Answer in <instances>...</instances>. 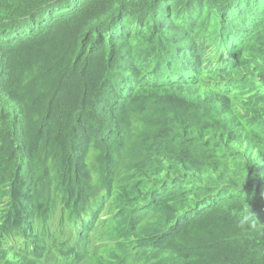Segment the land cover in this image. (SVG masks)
Wrapping results in <instances>:
<instances>
[{"label":"trees","instance_id":"trees-1","mask_svg":"<svg viewBox=\"0 0 264 264\" xmlns=\"http://www.w3.org/2000/svg\"><path fill=\"white\" fill-rule=\"evenodd\" d=\"M108 12L133 15L136 24L123 34L120 27L115 38L106 35L111 46L97 52L89 46ZM31 16L43 18L46 27L28 28ZM182 29L187 43L174 39L182 52H164L153 68L161 69L170 55V74L184 78L191 70L190 78H198L163 85L144 81L141 61L156 52L160 39L168 40L167 47ZM208 32L215 37L213 47L221 46L217 52L245 39L247 59L264 64V0H0V264H58L49 247L67 217L73 218L71 229H83L95 243L87 264H227L264 251V186L251 176L260 173L259 166L249 169L244 158L254 145H261L264 158V110L248 124L257 134L236 118L227 122L242 145L212 152L202 131L189 138L205 140L217 161L192 162L206 148L186 147L180 128L191 126L197 112L198 96L186 94L199 86L192 84L204 71L202 48L193 46L208 40ZM219 32L224 35L216 43ZM84 34L89 42L80 40ZM186 48L191 56H184ZM199 56L201 67H194ZM178 60H191L192 68L183 71ZM154 87L170 94L184 90L176 94L182 99L174 111L145 110V91ZM176 164L180 172L171 167ZM79 200L107 208L109 219L82 226ZM26 219L28 228H38L27 234L37 248H20ZM108 222L101 232L116 229L113 239L98 231ZM148 234L164 236L172 248L164 245L151 255L155 243L138 241ZM110 251L123 258L114 260ZM248 264H264V257Z\"/></svg>","mask_w":264,"mask_h":264},{"label":"clouds","instance_id":"clouds-1","mask_svg":"<svg viewBox=\"0 0 264 264\" xmlns=\"http://www.w3.org/2000/svg\"><path fill=\"white\" fill-rule=\"evenodd\" d=\"M124 16L125 18L123 19ZM126 16H128V18L130 16V21L133 20V15L124 12L117 14L108 12L100 21L102 24V31L98 36L94 37V44L90 45L89 47L97 52H107L109 47L111 46V43L106 40V35H110L111 33L117 31L120 27H124V23L127 20ZM27 23L28 28H31L33 31H39L45 28L47 24L46 21L43 20V18L38 16H31L27 20ZM183 29L178 35L170 37L171 40H169L172 42L167 47L163 44H166L168 40H163V38L156 43L158 47L156 49V52L149 56L147 55L141 61V68H139V70L142 77H148L149 74L151 76V74L154 72V74H156L159 70L161 72L163 71L162 75L164 76L161 75V77H167L166 74H170V72L167 70V66H169L171 58H167L165 60V63L163 64L165 65V67L162 65L161 69L158 68L159 70L156 71L153 67L158 63L156 60L161 58L162 54L164 52L166 53L169 48H171L169 53L174 52L172 50L174 46L175 49L179 50L178 52H182L181 49H179V47L177 46V42L174 41L177 40L178 43L185 42ZM86 32L89 31H85V33ZM212 33L213 32L207 33L208 40L201 41L200 39H198L196 44L193 46L195 48L194 50L202 48L201 64L204 67V71L202 72L201 77L199 78L197 83H194L192 85L201 84L200 86L203 90L199 95H197L198 97L186 96L189 99H192V97H197L193 100L194 107L197 112L194 113V121L191 126L180 128L185 130L186 147L192 148L194 150L197 145H203L206 148V145L204 143L205 140L201 143L189 141V138L192 135L199 133V131H202L203 136H205V138L210 141L209 148L212 150V152H218L215 147L219 148L220 145L234 146L243 144V142L241 141V136L235 133L233 130H230L231 127L227 126V122L231 121L232 118H236L243 125L248 127L249 131L251 132L252 128L248 124H253L254 116L258 112L264 110V64H261L259 62L258 57L247 59V53L245 52L246 48L241 45L243 40L245 41V39L233 42L235 43L234 47L230 46L229 49H227L229 52L225 53L224 55L212 50L213 41H215V37L212 36ZM80 40H86L87 42L90 41L86 39V34H84ZM239 51L241 52L239 53ZM190 53V49L186 48L184 50V56H186V54L190 55ZM208 54L209 56H207ZM249 54L252 53H250L249 51ZM215 57H217L215 60L219 59L221 62L214 69H209L208 65L211 64ZM191 62V60H189L188 62L180 61L178 63V67L183 71L186 70L187 67L188 69H191ZM223 62L227 63V65H225ZM220 67L222 68L218 70ZM240 67H243V69L242 72L239 73L238 70ZM184 73L187 72L184 71ZM145 92L146 93L144 94L143 99L144 105L149 102V104L145 107V110L152 114H155L156 112L163 113L174 111L177 108L180 100L182 99L181 97L176 96V94L164 92L163 88L154 87V89L150 88V90H146ZM231 103H236L237 105L235 104V106L230 108ZM203 108H209V110L204 112ZM211 108L213 109L212 111ZM228 112H230L231 114L229 117L227 115ZM146 128L151 129L152 125H147ZM253 133L257 134L255 131ZM260 148L261 145H254L252 148H249L251 150L249 154H247L249 150L247 149L245 151L247 156L245 154L244 158L247 159L249 169H256V167L259 166L260 173L257 176L252 174L251 176L256 185L264 186V158L261 159ZM179 155L180 154H178L173 160H178ZM201 158L217 161L214 159L213 155L207 152V148L197 159L192 162H197ZM254 161L255 164L251 165V162ZM171 167L179 172L181 171L179 164L172 165ZM199 171L204 172L206 170L200 169ZM188 185L191 186L190 184ZM143 200L146 199L143 198ZM76 204L80 214L79 220L81 221L82 226H86L88 223H103L107 221L109 219V216L111 215V211L107 208L100 209L91 202H81L79 200ZM72 219L73 218L67 217L66 224L61 225L60 229L63 228L64 230L62 232L59 231L60 236L57 238L56 242L53 243L54 245H52V247H49V254L51 259L58 264H87V253L94 249L95 243L83 229L73 230L69 227ZM27 220L28 219H26L24 222H21L23 231L18 234L20 239V248H23L25 246L37 248L38 246H40V244L31 243L27 238V234L28 232H34L38 228H28L26 226ZM111 223L112 222H108L107 224L102 225L98 228V231L102 236L106 233H103L101 231L105 228V226L106 228L110 227ZM116 234V229H113L109 231L108 234H106V238L113 239L115 238ZM212 235L214 236V239H216L220 236V233L215 231ZM138 241L139 243H143L146 241H152L155 243L156 247H154V252L150 253L151 255H155L156 253L159 254L158 248H162L164 245V250L166 251L172 248L171 243L164 236L159 234L138 236ZM46 247L47 246H45V248ZM146 250H149L148 246L146 247ZM150 250L153 249L151 248ZM110 252L114 260L117 258H123L118 255L121 254L119 252ZM260 257H264V251L261 249L257 250L248 260H243L237 257L236 260L226 263L248 264L259 259Z\"/></svg>","mask_w":264,"mask_h":264},{"label":"bare ground","instance_id":"bare-ground-1","mask_svg":"<svg viewBox=\"0 0 264 264\" xmlns=\"http://www.w3.org/2000/svg\"><path fill=\"white\" fill-rule=\"evenodd\" d=\"M242 4H244L243 2H242ZM164 15V14H163ZM134 18V17H133ZM127 19V20H126ZM126 21H125V23H124V27H123V30H120V32L119 33H124V31L125 30H127L128 28H130L131 27V30L133 29V27H134V25L136 24V21H135V19L134 20H129L130 19V16H129V18H128V16H126ZM162 19H163V17H162ZM166 20V19H165ZM167 21H169V23H167ZM166 22H164L163 21V24H164V26H168L169 24H170V22H171V18H169L168 17V20H167ZM187 31H188V29H187ZM223 32V31H222ZM128 33V32H127ZM125 34V35H128V34ZM117 34V33H116ZM116 34L115 33H111L110 34V38H113L114 36H116ZM219 37H218V39H217V41H216V43H219V41L220 40H222V38H223V35H221V32H219ZM108 36V35H107ZM231 36H232V34H231ZM115 38V37H114ZM230 38V41L232 40L231 39V37H229ZM233 38V37H232ZM238 38H240V37H238ZM187 43V41L186 42H184V44H186ZM220 44H216V46L214 45V47H212V50H214V51H217L216 49H220L221 48V46H219ZM229 45L232 47V45L234 46L235 45V43H233V44H231V42H229ZM175 47V46H174ZM172 48V50L174 51L173 52V55H171V56H179V54H180V52L178 53V51L179 50H177V49H175V48ZM170 49L171 48H169V50L166 52L167 54L169 53V51H170ZM179 49H181V47H180V45H179ZM220 51V50H219ZM227 52H229L227 49H224V51L222 52V55H224L225 53H227ZM217 54V53H216ZM198 55V52L197 53H195L194 54V56L196 57ZM203 55H205V54H203ZM191 56V55H190ZM207 56H209V54L207 55ZM169 57H170V55H168V59H169ZM200 58V56L199 57H197L196 59H194L193 60V62H194V64H193V66L194 67H201V65L199 66L198 65V62L201 60H199L198 61V59ZM217 57H215L214 59H213V61L211 62V64L210 65H208L209 67V69H214L221 61L219 60V59H217V60H215ZM211 60V59H210ZM224 63V62H223ZM225 65H227V63H224ZM170 65V64H169ZM121 66H123V64L121 65ZM152 68V67H151ZM202 68H203V66H202ZM222 67H220L218 70H220ZM242 69H243V67H240L239 68V70H238V72L240 73V72H242ZM192 70H195V69H192ZM218 70H216V71H218ZM215 71V72H216ZM163 72V71H162ZM191 70H188L187 71V73H184V74H186V77L184 76V78H181V76L183 75H181V74H176V73H172V74H166V76H169V77H165V78H163V79H160L159 77H157V76H159V71H158V73H157V75L156 74H153V75H151L150 76V74L148 75V77H145V80L144 81H149V82H152V84H156V82L157 83H159V84H172V83H169V82H173V83H184V82H194L195 80H196V78H198V77H196V76H192V78H189V76H190V74H191ZM197 73V71H194L193 72V74H196ZM154 75H156V76H154ZM162 75V74H161ZM129 76H131V75H129ZM162 76H164V75H162ZM132 77V76H131ZM129 80V79H128ZM129 82V81H128ZM128 82H126L125 84H127L128 85V87L131 85L130 83H128ZM206 82H207V79H206ZM140 83V82H139ZM203 83V82H202ZM206 84H208V83H206ZM201 84H199V86H197L196 88H194V90H189V92H188V94H186L187 96H189V97H191V96H197V95H199L200 94V92L203 90L202 88H201V86H200ZM178 87V86H177ZM173 88V86H170L169 88H166V91L167 90H170V89H172ZM176 91V90H175ZM180 91H182L183 93H184V90H177L176 91V93H171V94H180ZM232 94V93H231ZM230 94V95H231ZM124 95H126V94H124ZM230 95H228V96H230ZM139 96V95H138ZM92 98H93V96H92ZM239 98H242V97H239ZM108 103L109 102H107V100H106V103H105V101L103 102V106H107L108 105ZM149 104V102L147 103V104H145L144 105V107H146L147 105ZM235 104L236 103H231V107L230 108H232L233 106H235ZM237 105V104H236ZM203 110H204V112H206V111H208L209 110V108H206V109H204L203 108ZM213 109L211 108V111H212ZM228 117L231 115L230 114V112H228ZM246 148V147H245ZM178 173V172H177ZM184 186L183 184H179V186ZM163 190H165V189H167V187L166 188H162ZM162 191H159V193H161ZM146 210V209H145ZM176 211V210H175ZM21 214H23V213H21ZM189 218V217H188ZM96 221V220H95ZM103 237H104V239H106V234L105 235H103ZM174 263V262H173Z\"/></svg>","mask_w":264,"mask_h":264}]
</instances>
